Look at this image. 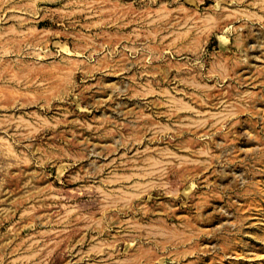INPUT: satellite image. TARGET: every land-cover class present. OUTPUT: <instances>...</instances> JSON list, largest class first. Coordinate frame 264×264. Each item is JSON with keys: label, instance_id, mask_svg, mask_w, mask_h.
I'll list each match as a JSON object with an SVG mask.
<instances>
[{"label": "rangeland", "instance_id": "374dc122", "mask_svg": "<svg viewBox=\"0 0 264 264\" xmlns=\"http://www.w3.org/2000/svg\"><path fill=\"white\" fill-rule=\"evenodd\" d=\"M0 264H264V0H0Z\"/></svg>", "mask_w": 264, "mask_h": 264}, {"label": "bare ground", "instance_id": "6f19581e", "mask_svg": "<svg viewBox=\"0 0 264 264\" xmlns=\"http://www.w3.org/2000/svg\"><path fill=\"white\" fill-rule=\"evenodd\" d=\"M227 119V118H226ZM225 120H222L221 122L223 123ZM197 126V125H196ZM208 151V150H207ZM205 153V152H204Z\"/></svg>", "mask_w": 264, "mask_h": 264}]
</instances>
